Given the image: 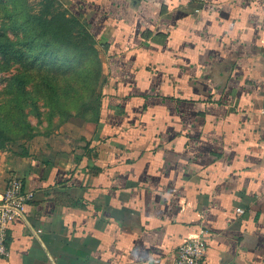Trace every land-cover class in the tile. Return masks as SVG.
I'll return each instance as SVG.
<instances>
[{"label": "crops", "instance_id": "crops-1", "mask_svg": "<svg viewBox=\"0 0 264 264\" xmlns=\"http://www.w3.org/2000/svg\"><path fill=\"white\" fill-rule=\"evenodd\" d=\"M58 1L101 49L100 115L1 154L0 196H35L0 264H177L198 235L204 264H264V0Z\"/></svg>", "mask_w": 264, "mask_h": 264}, {"label": "rangeland", "instance_id": "rangeland-1", "mask_svg": "<svg viewBox=\"0 0 264 264\" xmlns=\"http://www.w3.org/2000/svg\"><path fill=\"white\" fill-rule=\"evenodd\" d=\"M45 4L46 0H0V41H15L16 47L28 53L23 60H17L14 54L0 51V131L7 135L4 147H0V158L1 154L18 157L36 143L62 145L73 138L80 140L81 132L92 122L87 112H91L89 105L86 108L84 103L89 96L93 103L100 94L105 67L101 49L98 42L87 47L88 39L75 35L73 39L79 46L66 57L67 49L52 44L49 34L44 35L32 17L41 14ZM64 9L63 4L52 7L53 12ZM32 38L31 49L23 42ZM97 71H101V77L95 74ZM76 81L84 84V90L80 87L75 97L64 95L74 91Z\"/></svg>", "mask_w": 264, "mask_h": 264}, {"label": "trees", "instance_id": "trees-1", "mask_svg": "<svg viewBox=\"0 0 264 264\" xmlns=\"http://www.w3.org/2000/svg\"><path fill=\"white\" fill-rule=\"evenodd\" d=\"M56 4L61 5L58 0H46L44 11L41 14H35L32 17H34V22L36 26L41 30L42 33H45L44 35H48L51 38L52 44H61L64 46V48L67 49L66 57H69V55L72 53V49L79 46L78 43L73 39L74 36L82 35V40L88 39V46L87 47H94L97 44V40L94 36V34L91 32V30L80 20V18L74 14L71 13L67 8L64 10H57V12L52 11V7H54ZM71 13V16H68V14ZM77 31V33H75ZM33 40L32 38L30 41L25 40L23 43L27 44V47L33 48ZM17 42L15 41H0V51L4 54H14L15 58L17 60H23L28 53L24 52L22 48L16 47ZM26 53V54H25ZM73 73V69L70 70L69 74ZM96 75H99L101 77V71H97L95 73ZM86 75V74H85ZM20 82L23 84L24 79L19 76L18 77ZM103 76L100 78V84H99V95L96 96V99L93 103H90L91 96L86 100L84 103V106L91 110L88 111V117H90V120L93 122L97 121L99 119L100 115V106H101V99H102V89L101 85L103 84ZM80 82L79 85H77ZM98 85L95 84L94 86ZM84 84L81 81H76L75 86L72 88V90H68L66 94L70 97H75L78 95L80 87L82 88ZM97 89V87H96ZM84 90V87H83ZM82 90V92H83ZM87 91V89H85ZM95 91V87L93 89V92ZM87 94V92H86ZM67 96V97H68ZM83 96V94H81ZM86 98V95H85ZM85 99L82 100V103ZM92 104V105H90ZM93 109V111H92ZM90 113V115H89ZM7 139V135L2 131H0V147H4L5 142ZM27 154V152H24L23 155Z\"/></svg>", "mask_w": 264, "mask_h": 264}, {"label": "built area", "instance_id": "built-area-1", "mask_svg": "<svg viewBox=\"0 0 264 264\" xmlns=\"http://www.w3.org/2000/svg\"><path fill=\"white\" fill-rule=\"evenodd\" d=\"M34 196L33 190L25 188L21 177L9 176L0 196V255H9L7 243L9 224L18 217H25L27 205ZM238 210L243 211L242 208ZM206 250L207 240L204 236L198 235L187 239L176 251V263L204 264Z\"/></svg>", "mask_w": 264, "mask_h": 264}]
</instances>
